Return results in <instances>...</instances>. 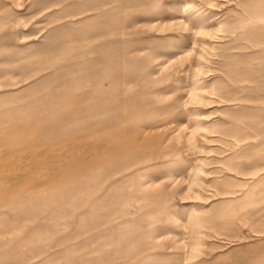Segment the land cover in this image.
<instances>
[{
    "label": "rangeland",
    "instance_id": "rangeland-1",
    "mask_svg": "<svg viewBox=\"0 0 264 264\" xmlns=\"http://www.w3.org/2000/svg\"><path fill=\"white\" fill-rule=\"evenodd\" d=\"M256 5L0 0V171L22 176L19 192L61 179L45 200L0 197V264H264V25L244 19ZM167 60V72L153 68ZM147 71L170 75L144 99ZM189 91L200 99L186 106ZM149 100L146 121L171 112L166 157L140 156L147 186L129 176L99 197L110 180L80 177L109 165L92 156L101 133ZM122 199L136 201L131 219L96 225Z\"/></svg>",
    "mask_w": 264,
    "mask_h": 264
},
{
    "label": "bare ground",
    "instance_id": "bare-ground-1",
    "mask_svg": "<svg viewBox=\"0 0 264 264\" xmlns=\"http://www.w3.org/2000/svg\"><path fill=\"white\" fill-rule=\"evenodd\" d=\"M205 1L210 2V0H205ZM238 4L241 5L240 2ZM260 8L261 7H257V5L250 8L244 19H248L249 23L251 24L260 22L261 25H264V11H261ZM259 14L261 16H259ZM168 27H171V24L170 26L168 24ZM168 27L166 28L168 29ZM162 28L160 29L162 30ZM163 30H165V28ZM206 32L207 31L202 27L196 30V36L197 35L199 36V38L197 39L198 44L202 41L201 37H203ZM175 55L173 54L172 56ZM197 55H199L197 59L198 60L201 59V55L200 54ZM188 56L189 54L182 53L180 55H176V58H178L179 60L182 59L181 62L183 63V61L188 59ZM154 59H155V55L153 56L151 54H145L144 58L142 59V61H144L143 65L147 66L151 64V61ZM173 61L174 60L168 61V63H166V61H158L154 63L155 65L153 68H155L158 71V73L162 71L164 72L166 70L168 71L169 63ZM196 64H197L196 65L197 70L200 71L202 69V66L199 64L198 61L196 62ZM169 75L170 74L167 73L166 75L164 74L162 77L156 78V76H153L152 71L142 72L140 74V77L138 78L136 77L137 82L141 83V91L139 96L140 97L143 96L145 99V98L153 97L152 95L158 94L159 92V88L157 87L158 83L162 79H167ZM123 92H124V87H123ZM199 99L200 97L198 93L194 91H189L188 99L185 100L183 103H185L184 105L186 106L188 103L195 105L197 102H199ZM142 100L143 99L139 101L142 102ZM149 103H151L150 100L144 103L143 105H141V108L137 110L136 113L135 112L133 113L135 115H138L136 119L132 117V114L130 116L128 115V113H131V111L127 112L123 108L122 115L117 118H112L109 127L106 129V132L101 133L107 136V140L103 142L104 145L102 146V148L92 153V156L93 158H95L94 155L96 154L97 155L96 159L105 158V161H107L109 165L107 167L105 166V164L103 166H94L91 168L92 171L90 173H87V175L85 176L84 175L83 176L80 175L81 177L79 176L80 181L89 179L90 175L95 179H97V177H100L102 178V181H105V179L106 181L110 180L108 181L107 186L104 187L103 190L101 191V195L99 197L102 198L106 197L111 191V189L115 187V185L120 183L121 180L122 181L126 180L127 177L129 176L135 175V177H137L136 178L137 187H142L143 185L147 186L146 182H141L142 180L138 178V177H143L144 174L137 172L139 168L136 167V165L139 164L141 161H143L142 158L148 157V160L155 161V159L162 160L164 159V157H166L167 153L165 152V146L163 145H165L164 143H167L169 141L168 133L171 127L165 126L167 124L163 122L164 120L166 121V113L171 114V112L169 110L162 109L160 112H158L156 123L152 124L153 122L150 123L149 121H146V119L143 118L146 117L145 114L152 113V111H155V110L149 111V109H147ZM179 129L176 131V134H178V136H180ZM185 135L190 141H194L193 130L186 131ZM143 154H146V156L141 158L140 156H142ZM83 162L85 163L87 162V160L85 159ZM77 165L78 164L74 166L76 167ZM132 168H134L132 170L133 172L126 175ZM12 173L13 170H11V168L8 169L3 168V170L0 171V174H3L2 178H0L1 202L11 203L22 200L23 198L31 199L32 197H37V199L40 198L42 200H45L44 198H46L49 194L54 193L61 188V179H58L60 177L56 175L54 177H51L49 181L45 182L47 183V185L44 183L34 184L28 186L27 189H25L24 191L19 192L18 188H13V187H16L20 184V181L22 180V176L17 174L12 175ZM143 181H149V180H143ZM121 201L123 207L119 208V209L122 208L120 211H118L119 209L116 210L115 208L109 209L106 213L103 214L105 215V219H102L101 221L100 220L97 221L96 225H105L107 232H113L116 230L117 227H120V225L129 221L131 219L130 215L132 213L130 209L134 208V205L131 203L136 201L132 200L128 204H125L124 199H122ZM79 214L81 213L79 212Z\"/></svg>",
    "mask_w": 264,
    "mask_h": 264
}]
</instances>
